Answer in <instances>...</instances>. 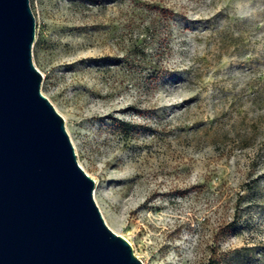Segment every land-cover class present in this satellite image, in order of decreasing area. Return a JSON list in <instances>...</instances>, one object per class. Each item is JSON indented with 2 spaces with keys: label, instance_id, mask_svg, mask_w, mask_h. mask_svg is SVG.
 Listing matches in <instances>:
<instances>
[{
  "label": "rangeland",
  "instance_id": "obj_1",
  "mask_svg": "<svg viewBox=\"0 0 264 264\" xmlns=\"http://www.w3.org/2000/svg\"><path fill=\"white\" fill-rule=\"evenodd\" d=\"M30 5L41 90L107 225L143 264H205L214 250L223 264H264V0ZM152 5L170 28L129 64ZM153 67L165 69L158 82ZM116 119L135 126L131 137ZM237 203L240 224L228 228Z\"/></svg>",
  "mask_w": 264,
  "mask_h": 264
},
{
  "label": "water",
  "instance_id": "obj_2",
  "mask_svg": "<svg viewBox=\"0 0 264 264\" xmlns=\"http://www.w3.org/2000/svg\"><path fill=\"white\" fill-rule=\"evenodd\" d=\"M30 0H0V264H143L41 90Z\"/></svg>",
  "mask_w": 264,
  "mask_h": 264
},
{
  "label": "trees",
  "instance_id": "obj_3",
  "mask_svg": "<svg viewBox=\"0 0 264 264\" xmlns=\"http://www.w3.org/2000/svg\"><path fill=\"white\" fill-rule=\"evenodd\" d=\"M154 5H152V9L155 11V15L154 17L150 18L147 21V25H143L144 26V33L145 36L142 39H139L137 41H134L131 43L130 48L128 50V56L126 58L127 63L129 62V64L133 61H137V59H141L143 60V58H146L147 56V52L145 51V47L144 45L146 44V40H147V35L151 38H154V40L158 39V41L160 40V37L163 36V34H167L166 30L168 28H166V25L170 23V20L172 19L171 15H168L167 10L165 11V9L163 7H155L154 9ZM157 51V48H156ZM154 71H153V76L156 77V82L159 81L162 73L164 72V68L163 67H153ZM253 100V99H252ZM115 126L122 132L123 136L128 138L131 137L132 133H133V129L135 128V126L130 123L129 121L126 120H117L115 122ZM255 127V122H252L249 130L252 131L253 128ZM243 140H247L248 139V133L245 134V137L242 138ZM257 187L255 180L252 184L247 185V187H245L246 192H249L247 194H250L251 192H254L253 190H255V188ZM244 193L241 194L239 196V199L244 198ZM251 200V199H250ZM239 204L237 203L236 205V212L234 213V221H229L227 222V227H233L238 228L239 226V222H240V217L238 218V209H239ZM228 259L227 255L225 254H221L218 253V251L214 250L211 251V254L207 260V262L205 264H223L226 260Z\"/></svg>",
  "mask_w": 264,
  "mask_h": 264
}]
</instances>
